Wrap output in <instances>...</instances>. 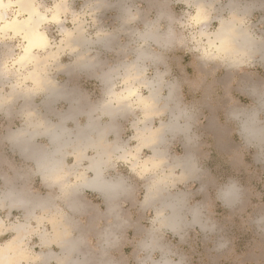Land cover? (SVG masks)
Returning <instances> with one entry per match:
<instances>
[{
  "label": "clouds",
  "instance_id": "9594fccd",
  "mask_svg": "<svg viewBox=\"0 0 264 264\" xmlns=\"http://www.w3.org/2000/svg\"><path fill=\"white\" fill-rule=\"evenodd\" d=\"M0 264H264V0H0Z\"/></svg>",
  "mask_w": 264,
  "mask_h": 264
}]
</instances>
